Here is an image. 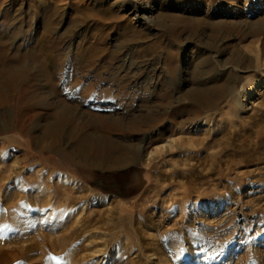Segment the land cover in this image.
Wrapping results in <instances>:
<instances>
[{
    "label": "rangeland",
    "instance_id": "374dc122",
    "mask_svg": "<svg viewBox=\"0 0 264 264\" xmlns=\"http://www.w3.org/2000/svg\"><path fill=\"white\" fill-rule=\"evenodd\" d=\"M224 1L222 16L199 25L197 31L184 27L180 42L173 39L176 46L171 47H165L171 34L164 24L144 27L129 16L140 32L141 54L136 60L127 57L126 64L132 59L139 61L141 71H157L152 84L157 82L153 86L158 93L150 99L103 93L102 99L94 95L89 102H74L84 108L100 106L88 107L95 114L124 116L121 125L71 120L78 135L67 138L58 152L55 143L32 144L36 120L19 129L16 109L7 126L0 123V264H264V32L251 28L264 15V0ZM207 2L157 4L156 15L170 11L185 19L203 17ZM87 6L81 4L70 14L80 17L79 26L84 24L80 31L85 41L78 45L77 39L73 47L79 77L92 76L108 64L116 40L131 30L127 23L110 18L103 19L102 30L92 26L94 16ZM32 11L25 15L18 35L22 39L33 21L38 24ZM214 23L219 24L216 31ZM39 34L33 43L37 40L45 70L53 76L56 52L48 37ZM211 39L215 45L208 43ZM203 52L211 70L201 77L207 79L201 84L195 66ZM210 73L216 86L229 88L213 107L194 114L191 102L177 100L174 94L199 83L209 86ZM175 79L181 84L174 85ZM26 80L35 87L25 111L42 112L39 80ZM23 83L14 85L0 74V92L6 97L19 95ZM252 85L256 92L244 104L233 101L242 86ZM4 108L0 103V110ZM149 109L162 114L151 122L129 123L135 113ZM48 112L47 118H57L53 110ZM86 132L106 133L119 144L131 136L150 143L124 165L93 166L65 151L71 146L85 150L93 160L104 159L101 146L89 149L82 144L79 135ZM86 139L90 145L92 140Z\"/></svg>",
    "mask_w": 264,
    "mask_h": 264
},
{
    "label": "bare ground",
    "instance_id": "6f19581e",
    "mask_svg": "<svg viewBox=\"0 0 264 264\" xmlns=\"http://www.w3.org/2000/svg\"><path fill=\"white\" fill-rule=\"evenodd\" d=\"M93 1L97 3L95 7H92ZM207 1V8L204 10L205 15H203V17L194 16L185 19V15L180 16L170 11H164L159 16L156 15V12L158 10L157 4L170 7L171 5L185 3L187 0H113V2L110 0H7V4H4V1L0 0V62L6 60L5 64L0 67V74L4 75L9 82H14V85H16V81H21L23 83L24 80L25 82L23 83V89L21 88V93L17 96L9 98L0 92V103L5 105V108L0 110V123L7 126V120L13 117L12 110L16 109L21 119L15 124L19 129L25 125L26 121L32 119L36 120L35 129L31 132L32 144L40 143L43 147H46L55 143L58 145V152H60V148L65 145L67 138H74L78 135L79 130H77L76 126H72L71 120L80 118L83 119L85 123L101 126L112 125L114 127V125H121L125 119L124 116H115L116 114H95L92 113V110L89 108H92V106L100 108V106L92 104V106H90L89 104V108H84L82 103L81 105L83 106H80L79 104H74V102H79L80 100L83 103L89 102L91 99L88 98H93L94 95L102 99L101 96L103 93H109V95L112 93L115 97L117 94L121 93L119 95L121 98L122 96H126L132 99L136 96L150 99L154 94L158 93L154 87V84L156 83L157 85V82L152 84L157 71L154 69L148 71L147 68L142 69L143 67H141V71L140 64L137 63L139 61L136 62L132 60H136V57L138 58V55L141 54V51L138 49L139 43L137 39L140 32L133 28L134 23L132 19H129V16L132 15L133 20L135 18L140 26L144 27L148 25L153 26V24H164L162 27L167 28L166 30L171 34V38L168 42L166 41L165 47H171L175 45L174 40H180L179 36L184 27L190 26L193 30L197 31L200 28L199 25L210 24L213 22L212 20H216L218 17L222 16L221 14L224 10L223 6L226 5L225 1ZM81 4L85 6L89 5L94 16L91 23L94 27L103 28V19L110 18L114 22L115 20H120L119 22L127 23L125 27L131 28L130 34L123 35L124 39L121 40L120 38L119 40L118 38V40H116L117 44L114 45V48L109 52L108 64L104 63V66H101V68L99 67L100 71L96 74H92V76L85 75L84 77H79L77 73H75V64L73 62L77 54V52H73L76 40L79 39L80 43H78V45L85 41V36L82 38L84 33L80 31L84 24L82 23V27L79 26L81 24L78 23L80 17L78 18L77 16L74 17L70 15L75 13V10H77L78 6ZM30 8H33L31 14L33 18L38 17V24L34 25L33 21V28L30 29L29 34L22 39L18 35L23 33L21 28L24 24L25 15L29 14L28 11ZM244 18H246L245 20L248 19L246 16H244ZM166 19L170 20L171 23H168L169 25H166ZM215 22H219V20ZM245 22L248 24V21ZM105 23L109 25L108 22ZM213 25L214 26H211L213 30L216 31L219 24L214 23ZM256 25L258 26L255 28L251 27L253 29L252 31L255 33L264 32V15H262L260 19L258 18ZM39 32H41V35L43 34L48 37L50 48L56 52L58 63L57 71L53 76L52 74L49 75V71L45 70L47 69L46 62H42L44 57L40 55L38 51L39 48L36 45L37 43L34 44L37 40L33 43V39H38L40 37ZM97 36L102 35L100 34ZM214 42V39H211L208 43L214 44ZM130 56H132L131 62L133 63L127 65L128 63L126 64V60L128 59L127 57ZM41 57H43V59ZM196 60L195 67H197L198 70L197 76L199 78L198 80H200L199 82L202 84L203 82L205 83L207 79H202L201 77L203 75L206 77L207 72L211 70L209 58L203 52ZM139 71L142 74L139 75V73H137ZM136 73L138 76L135 78L134 76ZM210 74L211 76L208 74L211 77L210 81L212 80L211 82L214 84L201 86L198 82L199 84L197 87H191L187 90L179 88L177 91L179 93L177 96L174 94V97L177 100L190 101L193 113L213 107L220 97L224 95V91L229 87L225 84L216 86L213 78L214 75H212V73ZM30 76H33L37 81L39 80L36 85H38L39 94L41 95V108L44 112H38V109H32V112L29 110H27V112L25 111L27 97L30 94L31 88L35 87L34 84L29 85L26 82V78ZM43 76L47 77L46 82H43ZM139 76L141 77L138 78ZM177 79L173 82L174 85L180 83H178ZM103 81H106V83H102ZM149 84H151L150 87ZM114 86H119L118 92L115 91L117 87ZM113 87L116 89L114 90ZM255 92L256 88L254 85L251 87L242 86L241 89L237 91L233 101L242 105L253 96ZM57 103L60 104L56 105ZM49 110H53L57 118H47L45 115ZM161 112L160 110L154 111L149 109L145 114L140 113L137 115L135 113V115L131 117L129 123L135 124V122L141 120L151 122L155 117L160 116L162 114ZM126 117L130 116L127 115ZM38 131L41 132V135L35 134ZM86 138L92 140L90 145L85 142L87 140ZM79 139H84V143L82 144L89 147V149H94L95 145L101 146L103 150L102 154L105 158H100V161L93 160L88 156L89 153L85 152V150H74L71 146L65 148L66 153L93 166L124 165L136 159L140 155V151L146 148L150 143L148 141L149 139L141 140V138H134L131 136L122 140L119 144L113 142L114 140L111 141L106 133L95 135L86 132L79 135ZM140 141H143L141 146Z\"/></svg>",
    "mask_w": 264,
    "mask_h": 264
},
{
    "label": "trees",
    "instance_id": "16d2710c",
    "mask_svg": "<svg viewBox=\"0 0 264 264\" xmlns=\"http://www.w3.org/2000/svg\"><path fill=\"white\" fill-rule=\"evenodd\" d=\"M107 191H110V190H107Z\"/></svg>",
    "mask_w": 264,
    "mask_h": 264
}]
</instances>
